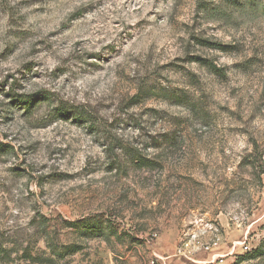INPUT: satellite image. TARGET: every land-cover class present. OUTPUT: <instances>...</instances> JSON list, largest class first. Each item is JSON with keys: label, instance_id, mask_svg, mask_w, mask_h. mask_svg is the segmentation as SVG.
Masks as SVG:
<instances>
[{"label": "rangeland", "instance_id": "374dc122", "mask_svg": "<svg viewBox=\"0 0 264 264\" xmlns=\"http://www.w3.org/2000/svg\"><path fill=\"white\" fill-rule=\"evenodd\" d=\"M263 171L264 0H0V264H264Z\"/></svg>", "mask_w": 264, "mask_h": 264}, {"label": "trees", "instance_id": "16d2710c", "mask_svg": "<svg viewBox=\"0 0 264 264\" xmlns=\"http://www.w3.org/2000/svg\"><path fill=\"white\" fill-rule=\"evenodd\" d=\"M84 120H85V119H84ZM94 127H95V124H93V125H89V126L87 127V130L91 132V131L94 130ZM133 164H135L136 166H138V167H140V168L146 166V164H145V159H144V158H141V157H136V158L134 159V161H133ZM263 172H264V171H263ZM259 254H261V248H260V247H258V248L254 251V255H253V257H256V256L259 255Z\"/></svg>", "mask_w": 264, "mask_h": 264}]
</instances>
